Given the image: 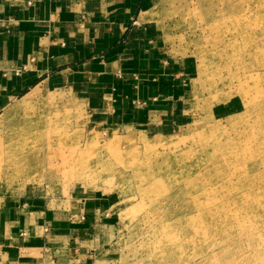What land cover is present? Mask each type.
I'll return each instance as SVG.
<instances>
[{
  "label": "rangeland",
  "instance_id": "374dc122",
  "mask_svg": "<svg viewBox=\"0 0 264 264\" xmlns=\"http://www.w3.org/2000/svg\"><path fill=\"white\" fill-rule=\"evenodd\" d=\"M147 2L179 125L98 128L80 96L39 92L0 116V186L104 199V264H264V0Z\"/></svg>",
  "mask_w": 264,
  "mask_h": 264
},
{
  "label": "crops",
  "instance_id": "0c3cea01",
  "mask_svg": "<svg viewBox=\"0 0 264 264\" xmlns=\"http://www.w3.org/2000/svg\"><path fill=\"white\" fill-rule=\"evenodd\" d=\"M147 8V0H0V116L66 88L98 128L167 135L181 120L183 83L163 44L142 35L152 30L137 21ZM105 202L0 186V264H104L115 225Z\"/></svg>",
  "mask_w": 264,
  "mask_h": 264
}]
</instances>
